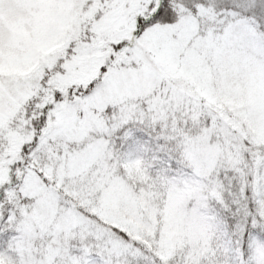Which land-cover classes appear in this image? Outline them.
Segmentation results:
<instances>
[{"label":"snow or ice","instance_id":"1","mask_svg":"<svg viewBox=\"0 0 264 264\" xmlns=\"http://www.w3.org/2000/svg\"><path fill=\"white\" fill-rule=\"evenodd\" d=\"M0 264H264V0H0Z\"/></svg>","mask_w":264,"mask_h":264}]
</instances>
